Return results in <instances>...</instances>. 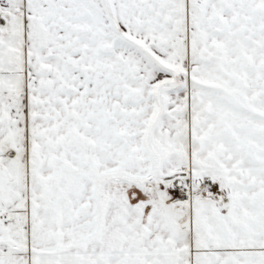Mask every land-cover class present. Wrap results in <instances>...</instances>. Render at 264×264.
I'll return each instance as SVG.
<instances>
[{
  "label": "snow or ice",
  "instance_id": "snow-or-ice-1",
  "mask_svg": "<svg viewBox=\"0 0 264 264\" xmlns=\"http://www.w3.org/2000/svg\"><path fill=\"white\" fill-rule=\"evenodd\" d=\"M0 264H264V0H0Z\"/></svg>",
  "mask_w": 264,
  "mask_h": 264
}]
</instances>
